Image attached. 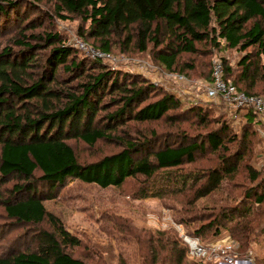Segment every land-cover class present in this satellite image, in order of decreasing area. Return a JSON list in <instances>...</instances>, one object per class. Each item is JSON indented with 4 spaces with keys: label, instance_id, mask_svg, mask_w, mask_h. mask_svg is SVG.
<instances>
[{
    "label": "trees",
    "instance_id": "1",
    "mask_svg": "<svg viewBox=\"0 0 264 264\" xmlns=\"http://www.w3.org/2000/svg\"><path fill=\"white\" fill-rule=\"evenodd\" d=\"M41 1L0 0V35L22 27L16 48L0 53L2 225L34 227L31 246L3 251L0 264H93L70 252L81 241L46 207L70 180L103 190L133 182L135 199L173 201L190 236L206 243L226 233L247 257L264 242V172L252 165L257 115L237 133L210 108L81 58L46 27L53 15ZM51 1L61 19H81L83 37L99 50L111 53L116 41L166 70L210 81L216 51L227 81L264 96V0ZM160 124L172 131H155ZM74 144L117 150L81 161ZM136 239L138 264H204L188 257L176 232L143 230Z\"/></svg>",
    "mask_w": 264,
    "mask_h": 264
},
{
    "label": "rangeland",
    "instance_id": "2",
    "mask_svg": "<svg viewBox=\"0 0 264 264\" xmlns=\"http://www.w3.org/2000/svg\"><path fill=\"white\" fill-rule=\"evenodd\" d=\"M40 5L53 15V22L45 24L49 30L60 33L68 45L79 51L81 58L97 61L75 46L76 41L80 40L91 47H95L92 40L83 37L86 26L82 24L80 18L61 19L55 15V2L51 0H42ZM64 15L66 14H61V16ZM21 30L22 27L17 26L9 33L0 35V53L5 48H16L15 41L18 39V33ZM110 54L114 58L113 62L100 61L109 70L142 76L158 89L175 94L186 106L195 105L210 108L214 111V118H228L234 124L235 131L241 133L243 123L234 121L223 104L207 99L206 91L210 80L166 70L154 63L150 56L141 55L133 48L124 49L116 41L113 43ZM43 55L42 52L41 56ZM219 59L222 60V55L214 51V55L211 57V66L215 60ZM174 75L184 76L185 81H176ZM257 122H259L258 116ZM166 125L160 124L152 127L159 132L172 131L169 128L171 126ZM183 127L187 126L184 125ZM144 129L140 128L139 131ZM198 131L191 130L190 133L196 134ZM257 133L260 142L256 144L252 165L264 172V138L258 130ZM75 147L81 161H92L117 150L109 144H101L95 149H90L82 144H76ZM15 182L12 181V183ZM135 187L136 184L132 182L122 189L109 188L103 190L95 185H85L77 180H70L58 190L56 199L46 203L47 209L63 222L68 232L81 241L82 244L79 248L70 250L75 257H82L93 264H120L123 260L129 264H138L141 260V254L139 253L136 233L143 230L151 232L172 231L176 232L179 237L174 224L178 223L177 217L180 208L169 200L135 199L132 196ZM5 221L3 209L0 207V253L10 248H20L22 242L28 243L27 247L31 246L32 234L34 233L33 226L15 224V222L2 225ZM185 230L188 234L186 227ZM23 233L25 234L22 238L20 237L21 239L17 238ZM225 234L222 235L225 236ZM251 251L255 259L264 260V242L259 245L253 244Z\"/></svg>",
    "mask_w": 264,
    "mask_h": 264
},
{
    "label": "built area",
    "instance_id": "3",
    "mask_svg": "<svg viewBox=\"0 0 264 264\" xmlns=\"http://www.w3.org/2000/svg\"><path fill=\"white\" fill-rule=\"evenodd\" d=\"M75 46L87 56L98 61L113 62L110 53L91 47L83 41H76ZM178 82H184L182 75H174ZM207 99L223 104L230 113V117L244 123L249 113L258 116V131L264 138V96L249 95L240 92L237 87L225 79L224 63L222 60L213 62L212 80L207 87ZM180 239L188 247V257L192 260L209 264H254V255L250 251L247 257L242 258L238 252L239 244L228 234L220 235L206 243L186 233L185 227L175 223Z\"/></svg>",
    "mask_w": 264,
    "mask_h": 264
}]
</instances>
